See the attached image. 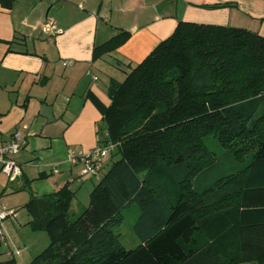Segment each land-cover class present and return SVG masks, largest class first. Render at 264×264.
I'll return each mask as SVG.
<instances>
[{
    "label": "trees",
    "instance_id": "16d2710c",
    "mask_svg": "<svg viewBox=\"0 0 264 264\" xmlns=\"http://www.w3.org/2000/svg\"><path fill=\"white\" fill-rule=\"evenodd\" d=\"M129 36L95 46L92 60ZM120 69L122 79L106 86L108 105L87 94L105 128L98 144L112 145L87 205L71 212L68 184L41 196L22 186L25 225L49 240L24 264H264V35L179 20ZM210 135L229 170L204 144ZM131 205L139 243L126 248L114 227ZM8 249L0 264H18L20 250Z\"/></svg>",
    "mask_w": 264,
    "mask_h": 264
},
{
    "label": "crops",
    "instance_id": "0c3cea01",
    "mask_svg": "<svg viewBox=\"0 0 264 264\" xmlns=\"http://www.w3.org/2000/svg\"><path fill=\"white\" fill-rule=\"evenodd\" d=\"M216 3L225 5L208 6ZM48 19L56 28L49 35L42 32ZM179 20L264 35V0H13L9 7L0 2V143L18 129L25 139L13 155L21 174L7 178L13 192H26L28 200L22 188L27 183L37 196L68 184L78 198L88 184L89 195L97 178L80 176V166L67 161L69 147L87 150L105 135L100 136L101 114L87 94L108 105L106 86L109 78L124 76L121 63L140 62ZM122 30L130 33L128 39L92 60L95 46ZM81 208L79 200H71V212ZM5 227L7 253L24 242L19 228L14 237L8 223ZM26 243L29 253L32 245ZM21 250L15 256L25 263Z\"/></svg>",
    "mask_w": 264,
    "mask_h": 264
},
{
    "label": "rangeland",
    "instance_id": "374dc122",
    "mask_svg": "<svg viewBox=\"0 0 264 264\" xmlns=\"http://www.w3.org/2000/svg\"><path fill=\"white\" fill-rule=\"evenodd\" d=\"M101 126L102 127L100 129V136L105 133L104 125H101ZM204 142H205L204 144H206V146L209 149H211L217 154H220V159H221L220 166H224V168L228 169L232 163L229 161L226 155L222 154L224 149L221 146H219V144H217L218 142L216 138L213 137V135H210L204 139ZM115 158L116 156L113 155L112 159H115ZM77 171L80 174L79 167ZM102 172L94 176L95 178L92 179L93 182L96 181V178L97 179L100 178V176L102 175ZM217 174H218V170H215V171L213 170L212 172L208 174L209 175L208 178L213 179L215 178ZM87 183H89V181ZM12 185L13 184L8 181L6 176L0 173V191L3 189L2 195H0V207L1 206L2 207L3 206L4 207H14L15 206L14 209L16 210V212H18V214L15 215L16 217H8L7 219L4 220L2 224L3 225L2 229L4 230L6 228L5 226L7 225V223H8L9 230L10 231L12 230L11 234L15 233L16 231L15 229L19 228V230L16 232L19 233L20 239L22 238L21 242H24V244H27L26 241L27 242L29 241V244L32 245L31 252L29 253L28 251L24 250L26 249V245H24L23 243L21 245L20 244L17 245L19 246L17 247L19 250L22 248L21 253H23L24 251L23 255L25 256V259L27 258L25 262H28L29 260H31V258H33L35 255L40 253L48 245L49 240L45 232L32 231L30 230V228H27V226L25 225V222L28 219H30V216L27 215L25 210L21 208V205H20L23 202H27V194L26 192H22V193L13 192ZM88 188H89L88 184H85L84 187L81 190H79L80 192L78 193V198L77 196L73 198L74 201L79 200L80 203L83 205V207L86 206L88 203V200H87L88 191H89ZM72 209H74V206L72 207ZM137 210L138 208L136 205H131V206L123 208L121 210L122 222L119 223L118 226L114 227V231L119 234L120 240L126 248H129V247L131 248L139 243V239L137 238V236H135L134 229H133V225H134L133 223H135L137 216H138ZM8 235H10V233H8ZM16 236L17 234L15 233L14 237ZM4 242H1L0 253H2L1 256L5 258L7 255L4 254L3 252L4 249L6 248L4 246ZM15 258H16L17 263L24 264L20 261L19 256H15Z\"/></svg>",
    "mask_w": 264,
    "mask_h": 264
},
{
    "label": "built area",
    "instance_id": "2783aa9c",
    "mask_svg": "<svg viewBox=\"0 0 264 264\" xmlns=\"http://www.w3.org/2000/svg\"><path fill=\"white\" fill-rule=\"evenodd\" d=\"M51 20H46L42 24V32L47 35L54 33L56 28L54 27ZM72 63L71 61H64L63 64L66 65ZM25 143L24 134L22 130H15L11 138L7 141L0 143V172L6 176L9 180L17 179L21 170L18 163L13 159V155L19 151L23 144ZM111 144L100 145L96 144L94 147L87 150L75 149L69 147L67 149V161L70 165L80 166V176H96L100 173L103 160L106 159ZM57 170L54 169V172ZM15 214V209L13 208H2L0 207V240L5 236L3 228V221L8 217H12ZM15 254L18 253L16 249Z\"/></svg>",
    "mask_w": 264,
    "mask_h": 264
}]
</instances>
